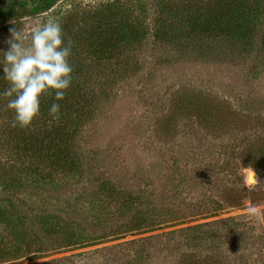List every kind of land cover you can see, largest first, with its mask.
Segmentation results:
<instances>
[{"label":"rangeland","instance_id":"374dc122","mask_svg":"<svg viewBox=\"0 0 264 264\" xmlns=\"http://www.w3.org/2000/svg\"><path fill=\"white\" fill-rule=\"evenodd\" d=\"M236 1L60 0L0 21L4 51L11 28L71 7L124 6L147 23L125 50L72 42L87 106L54 120L73 135L62 167L49 158L61 139L18 145L32 129L43 140L50 124L33 123L48 112L13 128L0 102V264H264V0H247L258 15L246 37L197 30L203 10Z\"/></svg>","mask_w":264,"mask_h":264},{"label":"trees","instance_id":"16d2710c","mask_svg":"<svg viewBox=\"0 0 264 264\" xmlns=\"http://www.w3.org/2000/svg\"><path fill=\"white\" fill-rule=\"evenodd\" d=\"M59 1L60 0H0V21L13 20L22 14H26L27 16L44 15L50 11L56 10L55 8ZM226 7H235V9L223 14L221 13L219 16L212 14V9L208 11L207 15H205V11L203 10V15L206 18L205 24L201 26L199 23L197 30L202 33L213 32L212 34H215V36L224 31L225 34L229 33L235 37H246L243 35L251 31L254 23L252 19L258 15L257 5L254 4L251 6L247 0H239L228 3ZM254 7H256V9H254ZM252 9L256 12L255 16L251 14ZM130 10V8L124 6L107 8L95 7L92 11L71 7L68 11L69 13L60 19L63 32L67 33L69 40L72 42L75 41L76 43L85 40L88 46L86 45V49L83 47L82 49L86 54L94 56L96 54L107 53L120 47L124 50L128 49L132 44L146 38L147 23L142 22L143 20H141L140 17H133ZM57 14L61 13L57 12ZM73 82L74 80L72 78L71 85H73ZM5 87L6 83L0 80V92H2ZM79 94L80 92H76V90L70 86L66 92L65 99L57 102L61 105L60 109L71 111L69 116L71 119L73 118V120L82 119L83 108L87 106ZM53 102H56L54 101V94H45L42 96L40 113H47ZM62 114L65 116V112ZM54 120L56 119L51 117L44 122L40 123L36 121L33 123V126L35 123H38L44 127L50 124V129H45L43 131L44 135L42 141L37 142V134L32 129L29 135L24 136L22 133L17 137L20 142L18 145L22 144V150L30 152L34 144H40L42 147L39 145L38 149H41L45 147V142L53 143L54 140L61 139L58 148L53 149L49 158L51 159V164L62 167L68 158V145L73 139V135L67 136L69 133L66 129L62 128L61 125H57L56 122L54 123ZM50 148H52V146Z\"/></svg>","mask_w":264,"mask_h":264},{"label":"clouds","instance_id":"9594fccd","mask_svg":"<svg viewBox=\"0 0 264 264\" xmlns=\"http://www.w3.org/2000/svg\"><path fill=\"white\" fill-rule=\"evenodd\" d=\"M9 31L10 38L5 41L8 48L0 50V80L6 83L0 102L6 101L3 109L13 114L11 127H29L40 114L41 97L45 94H54L56 102L51 104L48 114L58 118L61 105L57 102L65 99L73 73L69 63L73 43L65 40L61 20L49 16ZM243 169V182L256 184L253 169Z\"/></svg>","mask_w":264,"mask_h":264}]
</instances>
